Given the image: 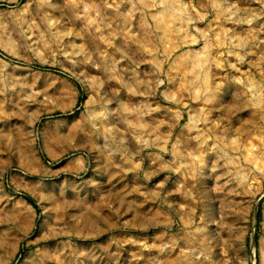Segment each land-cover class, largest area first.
Returning a JSON list of instances; mask_svg holds the SVG:
<instances>
[{"label": "rangeland", "instance_id": "rangeland-1", "mask_svg": "<svg viewBox=\"0 0 264 264\" xmlns=\"http://www.w3.org/2000/svg\"><path fill=\"white\" fill-rule=\"evenodd\" d=\"M0 264H264V0H0Z\"/></svg>", "mask_w": 264, "mask_h": 264}, {"label": "bare ground", "instance_id": "bare-ground-1", "mask_svg": "<svg viewBox=\"0 0 264 264\" xmlns=\"http://www.w3.org/2000/svg\"><path fill=\"white\" fill-rule=\"evenodd\" d=\"M93 111V110H92ZM92 114V113H91ZM90 116V115H89ZM94 118V117H93ZM108 120V119H107ZM108 123V122H107ZM87 128V127H86ZM97 133V132H96ZM54 136V135H53ZM52 137V136H51ZM94 221V220H93Z\"/></svg>", "mask_w": 264, "mask_h": 264}]
</instances>
